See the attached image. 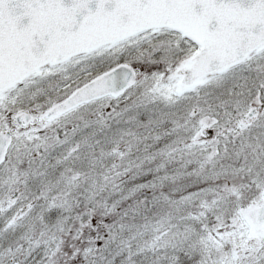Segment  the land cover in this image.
<instances>
[{
    "label": "snow or ice",
    "instance_id": "1",
    "mask_svg": "<svg viewBox=\"0 0 264 264\" xmlns=\"http://www.w3.org/2000/svg\"><path fill=\"white\" fill-rule=\"evenodd\" d=\"M0 264H264V0H0Z\"/></svg>",
    "mask_w": 264,
    "mask_h": 264
}]
</instances>
